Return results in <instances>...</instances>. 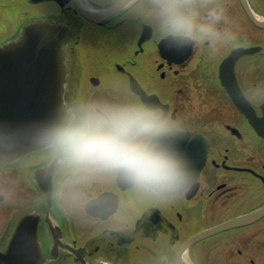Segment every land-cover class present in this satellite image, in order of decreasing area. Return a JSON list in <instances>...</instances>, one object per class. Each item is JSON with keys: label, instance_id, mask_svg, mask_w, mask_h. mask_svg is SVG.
<instances>
[{"label": "flooded vegetation", "instance_id": "obj_1", "mask_svg": "<svg viewBox=\"0 0 264 264\" xmlns=\"http://www.w3.org/2000/svg\"><path fill=\"white\" fill-rule=\"evenodd\" d=\"M87 1L104 9L121 0ZM20 3L0 0V13ZM75 5L50 12H63L72 29L67 114L93 102L159 106L184 131L207 137L201 181L183 198L153 203L117 177L97 176L73 198L48 145L0 159V249L33 213L40 216L39 264H264V136L255 120L264 119V25L256 21L264 18V0H207L200 19L222 13L224 39L184 49L159 40L146 22L148 0L101 20ZM35 12L24 11L20 21Z\"/></svg>", "mask_w": 264, "mask_h": 264}, {"label": "clouds", "instance_id": "obj_2", "mask_svg": "<svg viewBox=\"0 0 264 264\" xmlns=\"http://www.w3.org/2000/svg\"><path fill=\"white\" fill-rule=\"evenodd\" d=\"M146 22L161 42L179 48L224 39L217 29L223 14L200 19L207 0H148ZM235 39V37H230ZM184 132L171 112L143 101L83 104L43 134L59 159L69 195L97 176H114L146 202L183 198L201 176L175 145Z\"/></svg>", "mask_w": 264, "mask_h": 264}, {"label": "water", "instance_id": "obj_3", "mask_svg": "<svg viewBox=\"0 0 264 264\" xmlns=\"http://www.w3.org/2000/svg\"><path fill=\"white\" fill-rule=\"evenodd\" d=\"M116 9L118 5L93 18H103ZM81 10L91 17V12ZM70 33L65 22L40 18L28 23L18 40L0 47V158H14L46 144L42 139L44 132L66 116L64 44ZM255 120L264 135V119ZM175 145L199 173L208 150L204 137L185 131L176 138ZM44 188L47 193L51 191L50 185ZM38 217L28 214L22 219L7 254L0 252V263L11 264L29 253L24 235L27 229L37 230Z\"/></svg>", "mask_w": 264, "mask_h": 264}, {"label": "rangeland", "instance_id": "obj_4", "mask_svg": "<svg viewBox=\"0 0 264 264\" xmlns=\"http://www.w3.org/2000/svg\"><path fill=\"white\" fill-rule=\"evenodd\" d=\"M54 6L55 5L48 0L39 1V2L35 3L36 9L42 13L45 12L47 9L54 8ZM27 8H28V5L24 1H22V3H20V5L17 6L15 10H13V11H11L10 9L6 10L4 13V16L5 17L11 16V15L14 16L13 22H11V24H14V22L19 18V16L22 14V12ZM8 28L12 29L11 26H9ZM3 187L6 189L5 186H3ZM1 219L2 218L0 217V221H1Z\"/></svg>", "mask_w": 264, "mask_h": 264}]
</instances>
